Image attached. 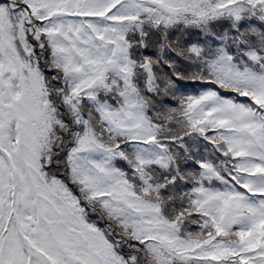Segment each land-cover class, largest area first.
Returning <instances> with one entry per match:
<instances>
[{"label": "snow or ice", "instance_id": "6c2138e0", "mask_svg": "<svg viewBox=\"0 0 264 264\" xmlns=\"http://www.w3.org/2000/svg\"><path fill=\"white\" fill-rule=\"evenodd\" d=\"M0 264H264V0H0Z\"/></svg>", "mask_w": 264, "mask_h": 264}]
</instances>
